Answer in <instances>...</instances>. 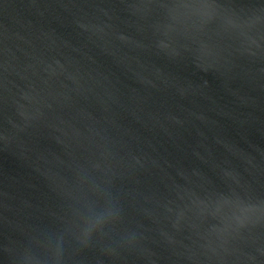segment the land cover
I'll return each mask as SVG.
<instances>
[{"label": "water", "instance_id": "obj_1", "mask_svg": "<svg viewBox=\"0 0 264 264\" xmlns=\"http://www.w3.org/2000/svg\"><path fill=\"white\" fill-rule=\"evenodd\" d=\"M264 264V0H0V264Z\"/></svg>", "mask_w": 264, "mask_h": 264}, {"label": "clouds", "instance_id": "obj_2", "mask_svg": "<svg viewBox=\"0 0 264 264\" xmlns=\"http://www.w3.org/2000/svg\"><path fill=\"white\" fill-rule=\"evenodd\" d=\"M56 259H57V264H59V257L57 256V258H56Z\"/></svg>", "mask_w": 264, "mask_h": 264}]
</instances>
